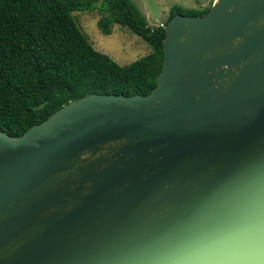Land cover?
<instances>
[{
	"label": "water",
	"instance_id": "obj_1",
	"mask_svg": "<svg viewBox=\"0 0 264 264\" xmlns=\"http://www.w3.org/2000/svg\"><path fill=\"white\" fill-rule=\"evenodd\" d=\"M165 30L150 94L0 131V264H264V0Z\"/></svg>",
	"mask_w": 264,
	"mask_h": 264
},
{
	"label": "trees",
	"instance_id": "obj_2",
	"mask_svg": "<svg viewBox=\"0 0 264 264\" xmlns=\"http://www.w3.org/2000/svg\"><path fill=\"white\" fill-rule=\"evenodd\" d=\"M82 11H100L106 35L119 25L151 52L119 65L83 35L72 17ZM209 11L173 7L164 26L176 15ZM165 27L150 26L132 0H0V131L21 137L70 102L93 94H150L163 68Z\"/></svg>",
	"mask_w": 264,
	"mask_h": 264
},
{
	"label": "rangeland",
	"instance_id": "obj_3",
	"mask_svg": "<svg viewBox=\"0 0 264 264\" xmlns=\"http://www.w3.org/2000/svg\"><path fill=\"white\" fill-rule=\"evenodd\" d=\"M147 18L152 27L165 24L173 7L183 8L191 13H201L211 9L215 0H132ZM103 14L100 11L74 12L79 29L99 52L108 55L119 65H129L151 52L150 46L140 37L119 25L106 35L99 26Z\"/></svg>",
	"mask_w": 264,
	"mask_h": 264
},
{
	"label": "built area",
	"instance_id": "obj_4",
	"mask_svg": "<svg viewBox=\"0 0 264 264\" xmlns=\"http://www.w3.org/2000/svg\"><path fill=\"white\" fill-rule=\"evenodd\" d=\"M161 27H165L164 24H162Z\"/></svg>",
	"mask_w": 264,
	"mask_h": 264
}]
</instances>
